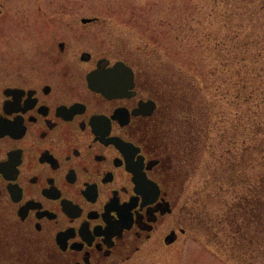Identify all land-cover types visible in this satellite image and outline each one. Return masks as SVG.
Instances as JSON below:
<instances>
[{"label":"flooded vegetation","instance_id":"1","mask_svg":"<svg viewBox=\"0 0 264 264\" xmlns=\"http://www.w3.org/2000/svg\"><path fill=\"white\" fill-rule=\"evenodd\" d=\"M5 15L1 0L0 264H127L178 242L160 68L119 50L97 15L34 26L27 49Z\"/></svg>","mask_w":264,"mask_h":264},{"label":"trees","instance_id":"2","mask_svg":"<svg viewBox=\"0 0 264 264\" xmlns=\"http://www.w3.org/2000/svg\"><path fill=\"white\" fill-rule=\"evenodd\" d=\"M220 1L230 2L213 9L214 17L221 19L215 33L222 34L214 36L210 45L217 62L213 70L219 76L224 72L227 86L218 85L219 98L229 101L236 116L230 130L222 132L224 147L215 155L209 178L185 205L183 214L188 225L208 233L229 259L264 264V0L257 5L253 2L258 0ZM173 78L175 84L162 91V119L167 118L172 131L171 153L181 154L183 166L192 168L206 148L215 111L203 99L198 81H190L184 73L181 79ZM192 89L201 95L197 101ZM223 201V211L216 216L211 205Z\"/></svg>","mask_w":264,"mask_h":264},{"label":"rangeland","instance_id":"3","mask_svg":"<svg viewBox=\"0 0 264 264\" xmlns=\"http://www.w3.org/2000/svg\"><path fill=\"white\" fill-rule=\"evenodd\" d=\"M3 1L7 12L2 20L5 26L3 31L7 35H19L22 49H27L31 43L30 35L35 33L34 26H42L51 19L57 24L62 13L65 17L68 14L69 18L97 15L106 26L103 36L119 50H133L136 55L144 57L153 69L160 68L162 91L169 90L168 85L175 84L173 77L180 78L181 73L187 75L190 81H198L201 84L203 99L215 111L214 127L207 136L206 148L203 154L196 158V164L195 161L192 162V168L183 166L181 154L175 153L178 156L176 157L171 153L174 157L172 162L174 176L182 178L183 181L181 203L192 201L197 190L209 178L216 153H220L224 147V144L220 143L222 132L227 133L230 130L231 119L236 116V109L229 105V101L219 98L218 85L223 88L227 84L223 81L224 72L221 71L219 76L218 70L217 73L213 70L217 68V62L210 48L214 41L213 37L222 36L215 33L221 19L214 17L213 9L216 6H225L228 1L39 0L41 12H36L30 5L34 0ZM258 3L259 0L253 2L256 5ZM199 41H206L207 44L205 42V46L199 45ZM4 43L7 42L0 40V47L5 45ZM192 90L197 101L201 95ZM170 94L174 95V92L170 90ZM168 127L166 118L162 120L163 143L172 151L174 150L172 131L168 130ZM224 139L228 141V137ZM186 154L189 156L192 152ZM193 158L195 160V155ZM211 193H215V189H212ZM225 198H230V195ZM223 204L224 201L211 205V210L216 216L223 211ZM170 226L165 229L168 230ZM127 264H242V262L229 259L214 239L201 228L187 226L186 234L172 246L162 245L160 251L154 252L152 245L147 243L134 260Z\"/></svg>","mask_w":264,"mask_h":264},{"label":"water","instance_id":"4","mask_svg":"<svg viewBox=\"0 0 264 264\" xmlns=\"http://www.w3.org/2000/svg\"><path fill=\"white\" fill-rule=\"evenodd\" d=\"M111 80V79H109ZM175 240V231H173L172 233H170L167 237H166V242L167 243H171Z\"/></svg>","mask_w":264,"mask_h":264}]
</instances>
